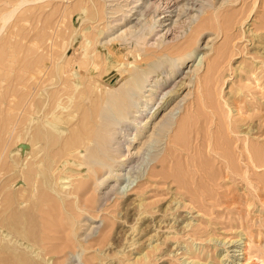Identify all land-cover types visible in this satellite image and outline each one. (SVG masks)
Here are the masks:
<instances>
[{
  "label": "rangeland",
  "instance_id": "obj_1",
  "mask_svg": "<svg viewBox=\"0 0 264 264\" xmlns=\"http://www.w3.org/2000/svg\"><path fill=\"white\" fill-rule=\"evenodd\" d=\"M85 2L91 6L93 0H29L22 4H19L20 0H0V221L8 222L20 233L21 238L36 239L40 235L37 202L32 200L35 197L29 192L21 195L17 191L21 185L20 178L27 183L33 179L31 174L27 175L25 172V175L21 173L23 174L21 176L18 171L24 166L22 147L24 149L32 145L33 151L37 149L31 132L32 129L34 131L40 129L38 124L32 126L29 122L28 94L31 92L32 109L36 118L39 115L35 110L42 107L45 100L43 88H40L38 83L39 79L36 77L37 79L30 81V73L34 72L38 76L40 71H44L53 74L55 81L60 78V83L54 86L49 81L46 82L47 88L53 91L62 87L63 79L73 84L75 68L77 63L78 65L81 63L83 81L87 84L100 85L101 80L106 81L108 78L111 84H116L120 74L115 73V68L120 66V62L132 60L127 58L126 53L131 55L139 53L134 49L135 44L133 48L125 49L111 41L109 46L112 48V57L107 60L105 57L98 58L96 59L98 64L95 65L93 58L85 54L84 48L87 43L84 38L88 36L90 40L95 39L98 26L104 27L105 21L94 23V19L80 20L82 14L79 7ZM196 2L202 3L204 13L194 11L183 16L182 20L186 21V24L185 28L181 29L180 41L193 32L196 24H200L198 22L200 20L203 22L206 18L205 26L212 28L205 29L201 24L200 26L204 27H201L200 31L203 32L198 31V34L194 35L197 43L201 44V49L208 47L201 52L202 56L205 51L203 67L199 73L200 84L197 83L198 76L194 77L192 84H188L187 81V86L181 90L177 99L188 95L189 100H196L201 94L204 108L202 104L198 105L197 117H194L186 129L183 147L178 144L176 146L174 140L176 136L165 137L162 143L160 142L162 145L158 147L162 149L158 151L163 155L158 153L157 158L150 161L143 176L135 180L130 185L134 188L128 191L131 193L129 196L142 194L148 208L149 218L145 223L142 220L139 225L145 226L159 213L163 214V209L172 199L181 202L175 211L176 216L181 219L182 215H187L191 217L193 224L188 230L173 229L175 232L168 240L165 239L160 249L156 251L140 245L137 250L144 248L149 260L140 257L133 264H264V55L255 51L251 35L252 30L262 33L264 43V0ZM175 12L179 13V10L176 9ZM176 13L174 15H177ZM193 14L195 16L192 18ZM207 14L211 18H208ZM177 16L172 18L177 19ZM88 23L90 28L86 32L83 28L88 27ZM118 28L120 27L110 29L106 33L107 39L121 33L123 29ZM102 41H106V38ZM207 42H210L208 46L205 44ZM223 51L228 52L224 55ZM201 56L196 55L194 61H188L183 69L192 70ZM215 63L218 65L216 78L219 77L220 81L211 84L205 77L208 75V66ZM90 68L93 70L90 71ZM55 71L58 76L61 75L58 77ZM177 99L173 100L174 103L172 102L169 107L174 106ZM232 106L239 111L233 113L227 120L225 115L231 112ZM163 113L164 111L154 121H158ZM35 121L37 122L36 119ZM27 142L30 144H26ZM50 145L52 143L48 144L46 152L51 149ZM173 148L176 149L175 152ZM135 150L136 147H133V151ZM159 159H164V162ZM156 161L158 162L155 165ZM46 165L39 169L45 170ZM45 173L48 175L46 171ZM137 173L138 171L133 175ZM41 175H38L37 184L41 189L49 190L52 177ZM48 179L50 180L47 181ZM18 181L20 183L16 184ZM91 185L87 192L73 194L69 199L74 208L72 218L76 219L71 218L64 234H69L75 239L72 245L63 252H54L51 245L63 243V239H55L54 235L57 236L58 233L47 231L54 237L45 241V248L49 250L46 257H53L51 263L74 264L76 259L80 262L78 264H89L90 254H98L96 249L106 248L95 244L96 241L90 237L101 238L107 234L117 247L122 241L125 227L137 221L135 212L125 206L127 197L123 199L120 194L114 193L108 201L97 207L92 199L101 196L106 186L98 190L95 183ZM13 197L18 201L32 197V201L18 207L16 203L9 206L7 200ZM85 203L88 205L87 209H84ZM153 208L158 210L153 211ZM95 224L101 229L104 228L102 234L95 232L96 237H86ZM149 224L147 228H150ZM183 224L184 222L181 224L178 222L175 225L181 227ZM43 230L46 233V229ZM76 237L86 246L92 247L87 250L89 254L81 250L82 247L78 245ZM177 241L180 243L178 246ZM1 242L0 236V264H13L12 262L26 264L25 253L10 248V243L4 242L8 244L6 246ZM171 244L176 246V251L169 252ZM240 244L241 247H237ZM185 245H188V248H185ZM234 248L239 251H231L230 256L227 255L229 258H223V254ZM10 249L16 251L12 252ZM112 251L106 258L117 261ZM17 253H21L18 255L23 262L18 260ZM9 256L12 257L11 260L15 259L11 261ZM157 256H160L159 259H155ZM66 257H71L72 262Z\"/></svg>",
  "mask_w": 264,
  "mask_h": 264
},
{
  "label": "bare ground",
  "instance_id": "obj_2",
  "mask_svg": "<svg viewBox=\"0 0 264 264\" xmlns=\"http://www.w3.org/2000/svg\"><path fill=\"white\" fill-rule=\"evenodd\" d=\"M27 1L29 0H20L19 4ZM196 1L197 0H103L102 2L101 0H93L91 6L87 5L86 2L84 5H79V11L82 14L80 20L82 18L85 20L94 19V23L105 21H103L105 25L102 28H100L101 25L98 26L96 24L98 30L96 31L95 39L90 40L88 39V34H83V36H87L84 38L85 43H87L86 48H84L85 54L93 58L92 60L95 61V65L98 64V58L101 59L105 57L107 60L112 57V48L109 46V42L111 41H114L125 49L133 48V44H135L134 49L139 52L134 55L126 53L127 58H132V60L120 62V66L117 64L118 67L115 68V73L120 74V78L116 81V84H111L110 78L106 81L101 80L100 85L87 84L83 81L81 63L78 65L77 62V68H75L74 77L72 78L73 84L63 79L62 87L53 91L47 88L46 82L49 81L51 85L54 86V84L60 83V78V81L59 79L55 81L53 80V74L44 71H40L38 76L35 75L34 72L30 73V81L37 78L39 79L38 83L40 88H43L45 100L43 103L44 107L42 106L35 110L39 115V117L36 118L34 110L32 109L33 99L31 97V92L28 94V99L30 101L28 108L29 122L30 124L32 123V126L38 124L40 129L37 131L32 129L31 132L32 140L37 149L33 151L32 145H30V147L26 146L24 149L22 147L21 152L23 157H21L22 165L24 166L18 171L20 175L21 173L25 175V172L27 175L31 174L33 179L30 183H27L26 180L24 181L20 178L21 185H19L17 191L20 192L21 195L25 194V192H29L32 194V197L35 198L32 199V197H29L24 200L22 199V201H18V199L13 197L7 200V204L13 206V203H16L18 207L28 204V202L30 203L32 200L37 202L36 208H38L40 235L36 239H31V237L29 239H26V237L21 238L20 233L14 230L8 222H4L3 220L0 221L1 243H10V248H16L19 249L17 251L23 254L25 253L24 256L27 258H24L26 264H55L53 262L51 263L53 257H46L49 252V250L45 248V241L47 239L54 237L55 239H63V243L59 242L60 244L56 243L51 245L54 252H63L67 247L72 245L71 243H73L75 239L71 238L69 234H64V230H67L66 227L70 225V221L74 218H72V216H74L73 204L72 202L70 203L71 200L69 199L73 194L79 195L82 192H87L91 183H95V187L98 190L106 186V190L102 192L101 196L96 197V199L93 198L94 200L92 199L97 207H100L105 201H108L114 193L120 194L123 196V199L127 197L125 206L135 212L137 221L125 227L122 241L117 247L114 246L113 241L110 240L111 238H109L107 234L101 238H99L100 236L97 238L94 235L95 232L102 234L101 232L104 228L101 229V227L96 224L92 226L91 231L89 230L85 236L96 237L90 238L96 241L95 244L106 248H98L96 249L98 250V254H90L91 257L88 260L91 261H89V264H133L140 257L147 260L149 255L147 251H144V248L156 251L160 249L159 247L165 242L164 240H168L175 232L172 231L173 229L181 230L183 228V230H188V228L192 226L193 220L191 217L182 215L180 219L179 216H176L175 211L181 204V202L176 199L170 200L163 209V214L159 213L157 217H154L151 222H149L150 224L147 223L145 226L143 225L144 227L139 225L142 220L145 223L149 218L148 208L142 194L129 196L131 193H128V191L134 188V186L130 187V185H132L135 180L137 181L139 177L143 176L150 161L155 160L158 153L162 154V152L160 153L158 151L162 149H158V147L165 137L169 138L172 135L176 136V139L173 137L176 146L178 144L183 147L186 129L189 127L194 117H197L198 105L200 106V104H202L203 107L201 94H199L196 100H189L187 97L188 95L180 100L177 99L181 90L187 86V81L188 84H192L194 82V77L198 76L197 83L200 84L199 73L203 67V56L205 51H203L202 56L201 52L203 49L208 48L204 47L201 49V44L197 43V40L194 38V35L198 34V31L201 33L203 32L200 30H202L201 27L205 26L204 21L206 18L203 19V22L201 20L198 21L200 24H196L193 32L186 38L184 37L185 39L183 41H180L179 36L181 34V29L185 28L186 24V21L182 20L183 16L191 14L194 11L197 13L200 11L204 13V6L202 3L198 4ZM16 8L17 7H15V9ZM176 9L179 10V13L175 12ZM174 13L178 16L174 15ZM172 16H177V19H173ZM194 16L195 14H193L192 18ZM206 16L211 18L208 14ZM209 22L211 26V20H209ZM209 22L207 21L206 24ZM201 24L204 26H200ZM93 26L96 28L95 24ZM114 27H120L118 29L121 30L122 28L123 30L117 36L107 39L108 35L106 33ZM206 27L207 29L209 28V26H205V29ZM89 28L90 25L83 28V30L86 29L85 31L88 32ZM210 28H212V26ZM81 32L83 31L81 30ZM251 35L253 37L255 51L260 55H264L262 33L252 30ZM75 36L76 34L74 37ZM105 38L106 41H102L103 39L105 40ZM209 43H205L206 46H208ZM226 52L224 53L223 51L224 55ZM196 55L201 57L194 68L185 71L183 69L184 65L190 60L194 61L193 58L196 57ZM60 63L62 62L60 61ZM72 63L73 62H71V64ZM54 64H56L55 61ZM91 64L93 63L91 62ZM207 64H209V62ZM43 69L44 68H42V70ZM91 70L93 69L90 68V71ZM217 72L218 65L216 63L208 66V75L205 77L208 83L216 84V81H220L219 77L216 78ZM56 73L55 71V74ZM175 99L178 100L175 102L176 104L169 107ZM195 104H197L196 107ZM163 111L164 113L160 119L154 121ZM238 111V108L236 109L232 106L231 112L225 115V117L229 120L233 116V113H237ZM50 143H52V145L54 144V146L50 145L51 149L49 146L50 150L46 152L48 144ZM26 144H30V142ZM132 146L136 147L137 150L133 151ZM175 150L176 149H174V152ZM168 155L170 156V153ZM159 160L164 162V159ZM158 161L155 162V165ZM42 165H46L45 170L39 169ZM38 171L39 173H37ZM45 171L48 175H46ZM136 171H138V173L133 175ZM39 174H45L46 176H50V178L52 177L49 190H45L46 188L41 189V186L39 187L37 184ZM49 180L50 179L47 181ZM112 181L115 182L111 183ZM19 183L20 181L16 184ZM37 194L39 195L37 196ZM13 195L15 196V194ZM87 207L88 205L85 203L84 209H87ZM157 210L158 209L153 208V211ZM178 222H180V224L184 222L183 226H176L175 224ZM148 224L150 228L146 227ZM71 227H73V225H71ZM43 229H46V233L49 230L50 232L58 233V235L55 236V233H53L54 237H51V234L44 233ZM73 230H75V228ZM76 241L79 243L78 245L82 247L81 250L86 253L89 252L87 250L92 248L90 245L86 246L79 238H77ZM6 243L4 244L7 246L8 244ZM179 244L180 243L177 241L176 246ZM140 245H143L144 248L138 251L137 248ZM176 246L171 244L169 252L176 251ZM184 247L188 248V245ZM237 247H241V244L239 246L237 245ZM14 250H12V252ZM111 251L114 253L115 258H117V261L106 258ZM231 251L237 252L239 250L235 248L229 250L226 254H223V258H229V253ZM74 252L76 253V250H74ZM18 254L21 253H17V255ZM228 254L229 256H227ZM159 257L160 256H157L155 259H159ZM11 258L12 257L9 256L10 260ZM17 258L19 261H22L19 255ZM14 259L15 258L12 260ZM66 259L72 262L71 257H66ZM6 260L8 261V258H6ZM16 261L17 260H15V262ZM12 263L14 264V262ZM78 263L80 262L75 259L74 264Z\"/></svg>",
  "mask_w": 264,
  "mask_h": 264
}]
</instances>
